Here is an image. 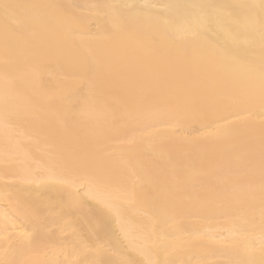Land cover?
Segmentation results:
<instances>
[{
  "label": "bare ground",
  "instance_id": "obj_1",
  "mask_svg": "<svg viewBox=\"0 0 264 264\" xmlns=\"http://www.w3.org/2000/svg\"><path fill=\"white\" fill-rule=\"evenodd\" d=\"M0 264H264V0H0Z\"/></svg>",
  "mask_w": 264,
  "mask_h": 264
},
{
  "label": "rangeland",
  "instance_id": "obj_2",
  "mask_svg": "<svg viewBox=\"0 0 264 264\" xmlns=\"http://www.w3.org/2000/svg\"><path fill=\"white\" fill-rule=\"evenodd\" d=\"M122 144V145H121ZM120 145L122 146V148H124L123 146H125V145H127L126 143L124 144V143H120ZM121 146H119V147H121ZM132 149L133 148H131V150H129V151H132ZM69 219H70V216H69Z\"/></svg>",
  "mask_w": 264,
  "mask_h": 264
}]
</instances>
